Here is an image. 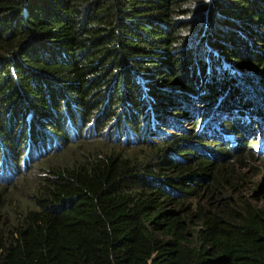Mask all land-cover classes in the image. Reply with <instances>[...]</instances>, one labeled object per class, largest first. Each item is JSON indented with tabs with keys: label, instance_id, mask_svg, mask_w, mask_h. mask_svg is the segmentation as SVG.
<instances>
[{
	"label": "trees",
	"instance_id": "16d2710c",
	"mask_svg": "<svg viewBox=\"0 0 264 264\" xmlns=\"http://www.w3.org/2000/svg\"><path fill=\"white\" fill-rule=\"evenodd\" d=\"M250 113L264 0H0V264H264Z\"/></svg>",
	"mask_w": 264,
	"mask_h": 264
},
{
	"label": "rangeland",
	"instance_id": "374dc122",
	"mask_svg": "<svg viewBox=\"0 0 264 264\" xmlns=\"http://www.w3.org/2000/svg\"><path fill=\"white\" fill-rule=\"evenodd\" d=\"M254 42H257L254 40ZM155 81V78L153 79ZM162 87L165 86L166 84L164 83H159ZM171 92H166V95H170ZM175 93V92H174ZM176 94V93H175ZM233 98V95L231 97V99ZM240 98L239 97H235L233 100H231L232 102H236V101H239ZM189 103H192V102H189ZM221 104V101H218L216 102L215 104H213L212 106H214L215 108H217V110L214 112L216 115L218 113H220V115H217V125L219 126V121L221 122V120L223 119L224 121H230L231 119H235L236 115H233L229 112H227L226 110H224V106H221L219 108ZM195 106H197V103H194ZM184 109V108H183ZM179 110V109H178ZM178 110H171L170 111V114L174 117H177L175 118V120L177 121L179 118H182L181 115H177ZM172 113H175V114H172ZM250 121L253 122V117H252V113H250ZM248 116V117H249ZM198 115L195 116V118H197ZM194 118H189L187 117L186 119H180V127L181 128H184L185 130H188V129H194V130H199L200 129V126L202 125L201 121L200 123H196V124H192L191 122L193 121ZM152 117L149 115L148 116V119L146 118L144 122L140 123L139 126H137L139 128V131L140 133H138V138H136V127L134 126L135 129H132L130 128L131 130L128 132L129 133V136L126 138V141H129L131 143H134L136 144V139H142L143 138V134H148L147 131L151 130V129H157V126L153 125L154 123H152ZM205 125V124H204ZM254 127L252 128V131H250V134L253 133L254 134V138H258L259 142H255V147L251 149V157H247V158H244L243 159V162L239 165L243 166V167H240V166H235V168L238 169V171L240 173H243L245 174V185H244V192L245 194L247 195H250V194H253V192L259 190L260 192L263 191L264 192V143H263V139H264V123L261 122V120H256L254 119V122L253 124ZM250 127H252L250 125ZM159 130L163 131V132H177L175 129H173L172 127L170 126H167V125H160L159 126ZM77 134V132H73V136L72 138L73 139H76L75 138V135ZM81 134H84V140H90V135H89V131L88 130H85L83 129ZM154 134V133H152ZM71 135V134H70ZM70 135H69V139L70 138ZM223 137L221 138H225L227 143L228 144H231L233 145L234 143V140L236 139L233 135H227L226 133L224 134L223 133ZM148 139L150 140H154V137L151 135V133L149 134V136H147ZM249 139V137H248ZM209 140L211 139H207L206 142H208ZM75 141L71 142V143H74ZM217 142V141H216ZM57 147L61 148V146L63 145H59L57 144L56 145ZM76 146H79L78 144H72V147H76ZM71 147V148H72ZM140 148V151H144V150H148L146 148V145H141V146H137V148L135 147L133 150H139ZM21 150H23V147L21 148ZM6 154V153H5ZM10 154H6V158L5 159H2V161H0V163L2 162V164H6L9 162V164L12 162V159H10L8 156ZM42 159V158H40ZM39 159V160H40ZM37 160V161H36ZM38 159H33L29 164H25V165H22L21 166V161H22V158H19L18 160V167L19 169H24L26 166V169L22 170L23 173H30L31 171L35 170V166L32 167V163H34L35 161V164L39 162ZM34 161V162H33ZM34 164V165H35ZM1 165V164H0ZM5 176H7V173L9 172V167L8 168H5ZM0 173H1V169H0ZM18 175L17 174L15 176V178H13L11 181L9 179H6L10 182L8 183H14L17 179H18ZM2 182V181H1ZM4 183V182H2ZM2 183L0 185H2ZM10 185V184H8ZM22 190H24L25 187H21ZM29 189H27L26 191H28ZM256 198H260L259 196H256Z\"/></svg>",
	"mask_w": 264,
	"mask_h": 264
}]
</instances>
